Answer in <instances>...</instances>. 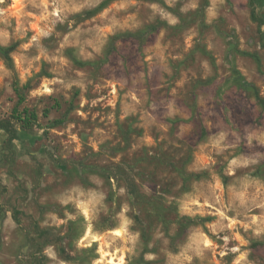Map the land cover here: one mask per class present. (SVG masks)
Wrapping results in <instances>:
<instances>
[{"label": "rangeland", "instance_id": "374dc122", "mask_svg": "<svg viewBox=\"0 0 264 264\" xmlns=\"http://www.w3.org/2000/svg\"><path fill=\"white\" fill-rule=\"evenodd\" d=\"M100 1L0 0V264H264V25Z\"/></svg>", "mask_w": 264, "mask_h": 264}, {"label": "trees", "instance_id": "16d2710c", "mask_svg": "<svg viewBox=\"0 0 264 264\" xmlns=\"http://www.w3.org/2000/svg\"><path fill=\"white\" fill-rule=\"evenodd\" d=\"M111 1L112 0H101L95 7L87 10V14L92 15L96 13L97 11L105 7L107 4H109ZM262 1L263 0H247L248 8H249V17L257 25L258 29H260V27L264 25V15H260L256 11V6ZM206 4H207V0L200 1L201 7L204 8ZM156 28H157V25L151 23V24L146 25V27L141 31H138V32L126 31L121 34L113 35L112 39L118 38L119 36H131V37L140 39L143 36H145L147 33L153 32L154 30H156ZM261 40H262V46L264 47V37L263 36H261ZM14 47H15L14 43L8 44V45L0 44V56L3 58V60L5 61V63L11 70H13L11 52L14 50ZM112 48H114L113 40L111 41L110 47L107 50V54H109L112 51ZM26 85L27 84L23 86L25 87ZM14 92L16 93L18 99H17V104L13 110L14 112H17V105L21 104L24 101L25 97H24V94L20 91V88L16 82H14ZM16 118L22 122L23 126H28L31 122L36 121L37 116L34 111H30L27 107H23L22 110L18 112V114L16 115ZM128 186L130 188V192H133L134 187H133L132 181L128 182Z\"/></svg>", "mask_w": 264, "mask_h": 264}]
</instances>
